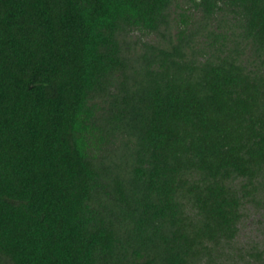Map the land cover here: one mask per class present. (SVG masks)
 Masks as SVG:
<instances>
[{
  "label": "trees",
  "instance_id": "16d2710c",
  "mask_svg": "<svg viewBox=\"0 0 264 264\" xmlns=\"http://www.w3.org/2000/svg\"><path fill=\"white\" fill-rule=\"evenodd\" d=\"M249 207L264 0H0V264H264Z\"/></svg>",
  "mask_w": 264,
  "mask_h": 264
},
{
  "label": "rangeland",
  "instance_id": "374dc122",
  "mask_svg": "<svg viewBox=\"0 0 264 264\" xmlns=\"http://www.w3.org/2000/svg\"><path fill=\"white\" fill-rule=\"evenodd\" d=\"M136 36H140L139 32L134 33ZM152 35L142 36V41H153ZM246 216L243 219V223L240 227L238 237L236 238L237 245H243L254 241H260L264 238L261 234V224L264 220L262 212L254 211L251 207L247 208Z\"/></svg>",
  "mask_w": 264,
  "mask_h": 264
}]
</instances>
